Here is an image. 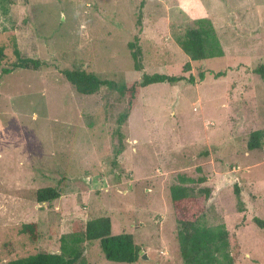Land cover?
I'll list each match as a JSON object with an SVG mask.
<instances>
[{"label":"rangeland","instance_id":"1","mask_svg":"<svg viewBox=\"0 0 264 264\" xmlns=\"http://www.w3.org/2000/svg\"><path fill=\"white\" fill-rule=\"evenodd\" d=\"M196 17L210 19L221 56L191 61L174 41ZM11 38L41 65L0 72V264L57 251L62 233L99 215L110 218L112 234L131 233L140 254L113 262L90 241L87 264H183L168 193L180 172L205 176L211 191L200 223L235 236L234 264H264V230L253 221L264 220V137L258 148L245 146L264 129V76L254 71L264 63V0H0L8 61ZM129 41L140 48V70ZM71 67L114 81L158 72L195 82L141 87L114 156L125 98L104 87L77 93L60 72ZM45 186L59 195L38 202ZM26 222L37 224L35 241L19 232Z\"/></svg>","mask_w":264,"mask_h":264},{"label":"trees","instance_id":"2","mask_svg":"<svg viewBox=\"0 0 264 264\" xmlns=\"http://www.w3.org/2000/svg\"><path fill=\"white\" fill-rule=\"evenodd\" d=\"M141 12L136 14L135 23L140 22ZM174 41L179 48L188 56L189 60L196 61L213 56H221L223 50L216 37L214 28L209 18L196 17L192 19V26L185 28L182 34L174 35ZM128 47L134 70H140L141 51L139 46L129 41ZM9 60L5 52V46L0 44V72L5 74L14 68L38 70L41 61L37 58L23 56L13 38L10 39ZM8 62V66L3 63ZM189 61H186L182 69L189 70ZM261 77L264 76V63L254 69ZM64 79L69 82L74 90L80 94H92L102 87L116 91L124 96L125 104L117 113L116 126L112 131L117 143L113 147V155L117 156L123 148V133L121 126L124 125L128 115L135 106L136 98L141 87L157 82L174 83L178 80H186L194 83L195 78L189 74L168 75L164 73H143L139 80L114 81L100 77L98 74L75 67L65 68L61 71ZM213 76H219L221 71L212 72ZM204 72L198 71L197 78L201 80ZM264 129H255L249 133L246 148L260 147ZM205 176H187L180 172L176 174V182L168 187L171 208L176 224V240L178 252L183 264H234L239 254V246L235 236H230L223 224L206 226L200 223L205 210V202L210 196V187L203 184ZM232 193L236 197L237 209L242 210V202L239 198V189L233 184ZM58 192L50 186L36 189L35 197L38 202L58 197ZM254 223L264 230V220L253 217ZM110 218L99 215L86 219L83 223L71 226L70 231L62 233L58 238L57 251L34 252L25 256H18L6 262V264H87L85 262V243L97 241L105 259L113 262L131 263L137 260L139 246L134 243L131 233H111ZM20 233H25L29 240L37 239V224L26 222L20 225Z\"/></svg>","mask_w":264,"mask_h":264},{"label":"water","instance_id":"3","mask_svg":"<svg viewBox=\"0 0 264 264\" xmlns=\"http://www.w3.org/2000/svg\"><path fill=\"white\" fill-rule=\"evenodd\" d=\"M86 181H88V180L86 179ZM138 254H140V251H138Z\"/></svg>","mask_w":264,"mask_h":264}]
</instances>
